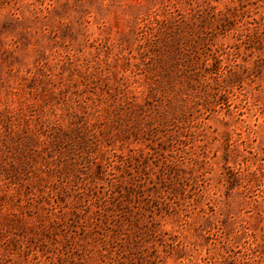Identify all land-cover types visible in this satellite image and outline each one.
Returning <instances> with one entry per match:
<instances>
[{
    "label": "rangeland",
    "instance_id": "374dc122",
    "mask_svg": "<svg viewBox=\"0 0 264 264\" xmlns=\"http://www.w3.org/2000/svg\"><path fill=\"white\" fill-rule=\"evenodd\" d=\"M0 264H264V0H0Z\"/></svg>",
    "mask_w": 264,
    "mask_h": 264
}]
</instances>
